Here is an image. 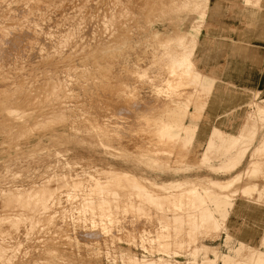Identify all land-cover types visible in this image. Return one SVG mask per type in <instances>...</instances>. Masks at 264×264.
I'll list each match as a JSON object with an SVG mask.
<instances>
[{
    "label": "rangeland",
    "instance_id": "rangeland-1",
    "mask_svg": "<svg viewBox=\"0 0 264 264\" xmlns=\"http://www.w3.org/2000/svg\"><path fill=\"white\" fill-rule=\"evenodd\" d=\"M53 1L0 0V264H264V234L226 233L232 197L264 195V99L214 122L204 89L245 33L216 35L211 0Z\"/></svg>",
    "mask_w": 264,
    "mask_h": 264
},
{
    "label": "crops",
    "instance_id": "crops-1",
    "mask_svg": "<svg viewBox=\"0 0 264 264\" xmlns=\"http://www.w3.org/2000/svg\"><path fill=\"white\" fill-rule=\"evenodd\" d=\"M211 2L215 12L211 26L215 28V34L218 35L219 31L222 36L231 31V35L243 38L245 33L247 40L251 42V46L246 49L215 50L203 57L207 66L206 77L212 79L213 76L215 80L212 84H204V89L210 91L206 100L208 107L206 113L215 122L222 117V108H239L252 92H259V97L264 99V0L260 1V11L256 9L254 1L246 6L243 0H211ZM249 25L255 29L246 30ZM220 42L225 40L221 39ZM233 121L231 116L225 126L227 130L230 126L234 128ZM252 127L250 125L248 128H241L237 134H251ZM260 137H257L258 140ZM262 185L263 183L259 186ZM232 198L233 208L229 214L227 213L230 225L227 226L226 233L235 236L264 234V195H235ZM236 241L238 244L239 241L237 239ZM212 254L213 257L205 255L203 264L215 262V254L213 252Z\"/></svg>",
    "mask_w": 264,
    "mask_h": 264
},
{
    "label": "bare ground",
    "instance_id": "bare-ground-1",
    "mask_svg": "<svg viewBox=\"0 0 264 264\" xmlns=\"http://www.w3.org/2000/svg\"><path fill=\"white\" fill-rule=\"evenodd\" d=\"M38 1H39V0H38ZM51 1H52V0H51ZM54 1H55V0H54ZM54 1H53V2H54ZM66 1H67V0H66ZM70 1H71V0H70ZM84 1H85V0H84ZM138 1H139V0H138ZM23 2H24V1H23ZM32 2H33V0H32ZM47 2H48V1H47ZM68 2H69V1H68ZM43 3H44V2H43ZM50 3H51V2H50ZM116 3H117V2H116ZM21 4H22V2H21ZM38 4L40 5V3H38ZM54 4H55V3H54ZM22 5H23V4H22ZM27 5H28V4H27ZM46 5H47V4H46ZM75 5H76V3H75ZM19 6H20V5H19ZM19 6H18V7H19ZM67 6H68V5H67ZM93 6H94V5H93ZM117 6H118V5H117ZM1 7H2V6H1ZM24 7H25V5H24ZM69 7H70V6H69ZM19 8H21V7H19ZM44 8H45V6H44ZM55 8H56V7H55ZM33 9L35 10V8H33ZM46 9H49V8H46ZM75 9H77V8L75 7ZM22 10H23V9H22ZM27 10H28V9H27ZM31 10H32V9H31ZM34 10H33V11H34ZM71 10H73V9H71ZM24 11H26V10H24ZM29 11H30V10H29ZM29 11H28V12H29ZM44 11H45V10H44ZM44 11H43V12H44ZM68 11H70V10H68ZM83 11H84V10H83ZM88 11H89V10H88ZM106 11H108V10H106ZM28 12H27V14H28ZM31 12H32V11H31ZM35 12H36V11H35ZM41 12H42V10H41ZM49 12H50V10H49ZM56 12H57V11H56ZM56 12H55V13H56ZM76 12H78V11H76ZM81 12H82V11H81ZM108 12H109V11H108ZM118 12H119V11H118ZM11 13H12V11H11ZM15 13H16V12H15ZM32 13H33V12H32ZM65 13H66V12H65ZM65 13H64V14H65ZM95 13H96V12H95ZM102 13H104V12H102ZM12 14H13V13H12ZM34 14H35V13H34ZM40 14H41V13H40ZM64 14H62V15L64 16ZM72 14H73V13H72ZM116 14H117V13H116ZM18 15H19V14H18ZM24 15H25V14H24ZM32 15H33V14H32ZM41 15H42V14H41ZM47 15H48V14H47ZM47 15H45V16H47ZM68 15H69V14H68ZM76 15H77V13H76ZM102 15H103V14H102ZM109 15H110V12H109ZM12 16H14V14H13ZM37 16H38V15H37ZM39 16H40V15H39ZM42 16H43V15H42ZM52 16H53V15H52ZM55 16H57V14H55ZM74 16H75V15H74ZM111 16H112V15H111ZM9 17H10V16H9ZM18 17H19V16H18ZM29 17H30V16H29ZM31 17H32V16H31ZM60 17H61V16H60ZM64 17L67 18V14H66V16H64ZM64 17H63V18H64ZM77 17H78V16H77ZM6 18H7V17H6ZM13 18H14V17H13ZM22 18H24V17H22ZM33 18H34V17H33ZM37 18H38V17H37ZM48 18H49V17H48ZM57 18H58V17H57ZM69 18H70V17H69ZM69 18H67V19H69ZM100 18H101V17H100ZM107 18H108V17H107ZM8 19H9V18H8ZM17 19H18V18H17ZM27 19H28V18H27ZM35 19H36V18H35ZM46 19H47V18H46ZM50 19H51V18H50ZM64 19H65V18H64ZM83 19H84V18H83ZM103 19H104V18H103ZM108 19H109V18H108ZM9 20H10V19H9ZM53 20H54V19H53ZM53 20H52V21H53ZM59 20H60V19H59ZM74 20H75V19H74ZM76 20H77V19H76ZM79 20H80V19H79ZM11 21H12V20H11ZM39 21H40V20H39ZM49 21H50V20H49ZM66 21H67V20L65 19L64 22H66ZM90 21H91V20H90ZM109 21H110V19H109ZM3 22H4V21H3ZM20 22H21V21H20ZM31 22H32V21H31ZM43 22H44V20H43ZM45 22H46V21H45ZM77 22H78V21H77ZM7 23H8V22H7ZM24 23H25V21H24ZM24 23H22V24H24ZM46 23H47V22H46ZM49 23H50V22H49ZM66 23H67V22H66ZM90 23H91V22H90ZM93 23H94V22H93ZM101 23H102V22H101ZM104 23H105V22H104ZM20 24H21V23H20ZM34 24H35V23H34ZM34 24L32 23V25H34ZM40 24H41V23H40ZM44 24H45V23H44ZM51 24H52V23H51ZM68 24H69V21H68ZM70 24H71V23H70ZM12 25H13V24H12ZM28 25H29V24H28ZM42 25H43V24H42ZM63 25H64V24H63ZM90 25H91V24H90ZM1 26H2V25H1ZM5 26H6V25H5ZM15 26H16V24H15ZM20 26H21V25H20ZM39 26H40V25H39ZM101 26H102V25H101ZM103 26H105V25H103ZM251 26H252V25H251ZM7 27H8V25H7ZM30 27H31V26H30ZM36 27H37V26H36ZM49 27H51V25H50ZM58 27H59V26H58ZM58 27H57V28H58ZM66 27H68V26L66 25ZM74 27H75V26H74ZM4 28H5V27H4ZM23 28H24V27H23ZM27 28H28V27H27ZM34 28H35V26H34ZM54 28H55V27H54ZM54 28H53V29H54ZM82 28H83V27H82ZM82 28H81V29H82ZM93 28H94V27H93ZM2 29H3V28H2ZM2 29H1V30H2ZM24 29H25V28H24ZM29 29H30V28H29ZM35 29H36V28H35ZM39 29H40V28H39ZM46 29H48V28H46ZM50 29H51V28H50ZM55 29H56V28H55ZM58 29H59V28H58ZM84 29H85V28H84ZM103 29L105 30V28H103ZM36 30H37V29H36ZM41 30H42V29H41ZM71 30H72V29H71ZM88 30L90 31L91 29H88ZM107 30H109V29H107ZM4 31H5V30H4ZM7 31H8V29H7ZM12 31H13V30H12ZM14 31H15V30H14ZM16 31H17V30H16ZM18 31H19V30H18ZM25 31H26V30H25ZM46 31H47V30H46ZM50 31H51V30H50ZM60 31H61V30H60ZM67 31H68V30H67ZM9 32H10V31H9ZM62 32H63V31H62ZM83 32H84V31H83ZM95 32H96V31H95ZM95 32H94V33H95ZM106 32H107V31H106ZM13 33H14V32H12V34H13ZM28 33H29V32H28ZM79 33H80V32H79ZM92 33H93V32H92ZM94 33H93V34H94ZM19 34H20V32H19ZM30 34H31V33H30ZM42 34H43V33H42ZM53 34H54V32H53ZM16 35H18V34H16ZM27 35H28V34H27ZM34 35H36V34H34ZM40 35H41V34H40ZM62 35H63V34H62ZM77 35H78V34H77ZM97 35H99V34H97ZM5 36H6V35H5ZM8 36H9V35H8ZM14 36H15V35H14ZM90 36H91V35H90ZM17 37H18V36H17ZM40 37H41V36H40ZM42 37H43V36H42ZM49 37H50V36H49ZM51 37H52V36H51ZM62 37H64V36H62ZM85 37H87V36H85ZM98 37H99V36H98ZM109 37H110V36H109ZM0 38H1V37H0ZM5 38H8V39H9V37H7V36H6ZM10 38H11V37H10ZM12 38H13V37H12ZM88 38H89V37H88ZM3 39H4V38H3ZM17 39H18V38H17ZM31 39H32V38H31ZM31 39H30V40H31ZM58 39H59V38H58ZM84 39H85V38H84ZM1 40H2V39H1ZM9 40H10V39H9ZM9 40L5 39L6 42H8ZM22 40H23V39H22ZM45 40H46V39H45ZM59 40H61V39H59ZM70 40H71V39H70ZM81 40H82V38H81ZM95 40H96V39H95ZM97 40H98V39H97ZM2 41H3V40H2ZM16 41H17V40H16ZM34 41H37V40L34 39ZM34 41H33V42H34ZM51 41H52V40H51ZM10 42H11V41H9V44H10ZM22 42H23V41H22ZM25 42H26V41H25ZM45 42H46V41H45ZM56 42H57V41H56ZM60 42H61V41H60ZM0 43H1V42H0ZM13 43H14V41H13ZM27 43H28V42H27ZM31 43H32V42H31ZM36 43H37V42H36ZM53 43H54V42H53ZM14 44H15V43H14ZM23 44H24V42H23ZM23 44H21V46H22ZM44 44H45V43H44ZM30 45H31V44H30ZM63 45H64V44H63ZM66 45H67V44H66ZM9 46H10V45H9ZM11 46L13 47V45H11ZM11 46H10V47H11ZM25 46H26V45H25ZM31 46H32V45H31ZM41 46H42V45H41ZM45 46H46V45H45ZM52 46H53V44H52ZM56 46H57V45H56ZM78 46H79V45H78ZM2 47H3V46H2ZM4 47H5V46H4ZM4 47H3V48H4ZM14 47H16V46H14ZM22 47H23V46H22ZM33 47H34V46H33ZM35 47H36V46H35ZM23 48H24V47H23ZM31 48H32V47H31ZM59 48H60V47H59ZM11 49H12V48H11ZM13 49H14V48H13ZM16 49H17V48H16ZM20 49H21V47L19 48V51H20ZM27 49H29V48H27ZM35 49H36V48H35ZM42 49H43V48H42ZM0 50H2V49H0ZM9 50H10V49H9ZM14 50H15V49H14ZM22 50H24V49H22ZM22 50H21V52H22ZM25 50H26V49H25ZM50 50H51V49H50ZM2 51H3V50H2ZM6 51H7V50H6ZM16 51H17V50H16ZM33 51H34V50H33ZM35 51H36V50H35ZM4 52H5V51H4ZM17 52H18V51H17ZM28 52H29V51H28ZM0 53H1V52H0ZM6 53H7V52H6ZM29 53H30V52H29ZM31 53H32V52H31ZM35 53H36V52H35ZM49 53H50V52H49ZM54 53H55V52H54ZM7 54H8V53H7ZM21 54H22V53H21ZM180 54H181V53H180ZM10 55H11V53H10ZM31 55H33V54H31ZM1 56H2V55H1ZM1 56H0V57H1ZM13 56H14V53H13ZM17 56H18V55H17ZM73 56H74V55H73ZM75 56H76V55H75ZM4 57H5V56H4ZM10 57H11V56H10ZM37 57H38V55H37ZM102 57H103V56H102ZM1 58H2V57H1ZM19 58H20V57H19ZM32 58H33V57H32ZM32 58H31V59H32ZM38 58H39V57H38ZM10 59H11V58H10ZM22 59H24V58H22ZM25 59H26V58H25ZM25 59H24V60H25ZM180 59H182V62H184L185 65H188V64H189V61H188V59H187L186 56H180ZM7 60H9V59L7 58ZM19 60H20V59H19ZM26 60H27V59H26ZM0 61H1V60H0ZM9 62H11V61H9ZM12 62H13V61H12ZM14 62H15V61H14ZM21 62H22V61H21ZM6 65H7V62H6ZM181 65H182V63H181ZM66 66H67V65H66ZM85 66H86V65H85ZM13 67H14V66H13ZM172 67H173V66H172ZM61 68H62V67H61ZM79 68H80V67H79ZM178 68H179V67H178ZM64 69H65V68H64ZM66 70H67V69H66ZM66 70H65V71H66ZM63 71H64V70H63ZM86 71H87V70H86ZM170 72H172V71H170ZM172 73H173V72H172ZM64 75H65V74H64ZM66 76H67V75H66ZM169 77H170V76H169ZM171 77H172V76H171ZM178 78H179V77H178ZM165 83L167 84L166 81H165ZM176 83H177V82H176ZM1 84H2V83H1ZM172 84H173V83H172ZM174 85H175V84H174ZM176 85H177V84H176ZM54 87H55V85H54ZM63 89H64V87H63ZM65 91H66V89H65ZM71 103H72V102H71ZM102 105H103V104H102ZM89 110H90V109H89ZM80 112H81V111H80ZM64 113H65V112H64ZM70 117H71V116H70ZM68 118H69V117H68ZM150 136H151V135H150ZM145 139H146V138H145ZM262 145L264 146V142H263V140H262ZM41 159H42V158H41ZM42 161H43V160H42ZM35 164H36V163H35ZM233 164H234V163H233ZM229 165H230V164H229ZM231 165H232V164H231ZM23 167H24V166H23ZM80 172H81V171H80ZM60 174H61V173H60ZM124 174H125V173H124ZM8 175H9V174H8ZM8 175H7V176H8ZM235 175H236V174H235ZM9 176H10V175H9ZM43 178H44V177H43ZM65 178H66V175H65ZM70 178H71V177H70ZM88 178H89V177H88ZM58 179H59V178H58ZM73 179H74V178H73ZM78 179H80V178H78ZM130 179H131V178H130ZM235 179H236V177H235V178H232V181H230V182L228 181L229 183L225 184L224 187H229L231 184H233V182L235 181ZM132 180H133V179H132ZM67 181H68V180H67ZM69 181H70V180H69ZM74 181H75V180H74ZM80 181H81V180H80ZM124 181H125V180H124ZM207 181H208V180H207ZM37 182H38V181H37ZM39 182H40V181H39ZM76 182H77V180H76ZM93 182H94V181H93ZM99 182H100V181H99ZM101 182H102V181H101ZM213 182H214V181H213ZM47 183H48V182H47ZM51 183H52V182H51ZM61 183H62V182H61ZM67 183H68V182H67ZM129 183H130V182H129ZM41 184H42V183H41ZM53 184H54V183H53ZM63 184H64V183H63ZM65 184H66V183H65ZM80 184H81V183H80ZM92 184H94V183H92ZM135 184H136V183H135ZM218 184H220V183H218ZM35 185H36V184H35ZM75 185H76V184H75ZM81 185H82V184H81ZM85 185H86V184H85ZM96 185H97V184H96ZM107 185H109V183H108ZM132 185H133V184H132ZM139 185H141V184H139ZM139 185H138V186H139ZM10 186H11V185H10ZM27 186H28V185H27ZM36 186H37V185H36ZM40 186H41V185H40ZM97 186H98V185H97ZM105 186H106V185H105ZM118 186H119V185H118ZM138 186H137V187H138ZM34 187H35V186H34ZM43 187H44V186H43ZM48 187H49V186H48ZM48 187H47V188H48ZM50 187H51V186H50ZM52 187H54V185H53ZM63 187H64V186H63ZM63 187H62V188H63ZM93 187H94V185H93ZM95 187H96V186H95ZM100 187H101V186H100ZM103 187H104V186H103ZM4 188H5V187H4ZM6 188H7V187H6ZM47 188H45V189H47ZM67 188H68V187H67ZM96 188H97V187H96ZM98 188H99V187H98ZM142 188H143V186H142ZM249 188H251V187H250V186H249V187H245V186H244V187L242 188V190H243V191H247V190H249ZM2 189H3V188H2ZM19 189H20V188H19ZM57 189H58V188H57ZM92 189H93V188H92ZM92 189H91V191H92ZM111 189H112V188H111ZM9 190H10V189H9ZM13 190H14V189H13ZM13 190H12V191H13ZM22 190H23V189H22ZM49 190H50V189H49ZM61 190H62V189H61ZM71 190H72V189H71ZM89 190H90V189H89ZM93 190H94V189H93ZM96 190H97V189H96ZM96 190H95V191H96ZM142 190H144V189H142ZM63 191H64V190H63ZM67 191L69 192V190H67ZM101 191H103V190H101ZM109 191H110V190H109ZM140 191H141V189H140ZM145 191H147V190L145 189ZM6 192H8V191H6ZM13 192H14V191H13ZM13 192H11V193L14 195ZM16 192H17V189H16ZM16 192H15V195H16ZM24 192H26V191H24ZM28 192H29V191H28ZM41 192H42V191H41ZM46 192L51 193L50 191H46ZM106 192H107V190H106ZM113 192H114V191H113ZM148 192H149V191H148ZM210 192H212V190H211ZM19 193H20V192H19ZM22 193H23V192H22ZM22 193H21V194H22ZM43 193H44V192H43ZM43 193H42V194H43ZM64 193H65V192H64ZM120 193H121V192H120ZM212 193H213V192H212ZM5 194H6V193H5ZM8 194H9V193H8ZM17 194H18V192H17ZM21 194H20V195H21ZM45 194H46V193H45ZM53 194H54V193H53ZM53 194H52V195H53ZM90 194H92V193H90ZM97 194H98V193H97ZM116 194H117V193H116ZM128 194H129V193H128ZM137 194H138V193H137ZM140 194H141V193H140ZM179 194H180V193H179ZM179 194H178V195H179ZM6 195H7V194H6ZM39 195H40V194H39ZM62 195H63V194H62ZM98 195H100V194H98ZM112 195H113V194H112ZM155 195H156V194H155ZM197 195H198V194H197ZM199 195H200V194H199ZM9 196H10V194H9ZM9 196H8V197H9ZM34 196H35V195H34ZM41 196H42V195H41ZM46 196H47V195H46ZM89 196H90V195H89ZM89 196H88V197H89ZM96 196H97V195H96ZM109 196H110V195H109ZM143 196H144V195H143ZM149 196H151V195H149ZM24 197H25V195H24ZM63 197H64V196H63ZM103 197H104V196H103ZM105 197H106V196H105ZM122 197H124V196H122ZM153 197H154V196H153ZM1 198H2V197H1ZM9 198H10V200H11V197H9ZM40 198H41V197H39V199H40ZM42 198H43V197H42ZM44 198H45V197H44ZM100 198H101V197H100ZM109 198H110V197H109ZM116 198H117V197H116ZM180 198H181V197H180ZM183 198H184V197H183ZM12 199H13V198H12ZM16 199H17V198H16ZM85 199H86V198H85ZM106 199H107V198H106ZM154 199H155V197H154ZM161 199H162V198H161ZM161 199H160V200H161ZM252 199H253V198H252ZM10 200H8V201L10 202ZM31 200H32V199H31ZM33 200H34V199H33ZM37 200H38V198H37ZM37 200H36V201H37ZM110 200H111V199H110ZM11 201H12V200H11ZM36 201H34V202H36ZM49 201H50V200H49ZM81 201H82V200H81ZM81 201H80V202H81ZM84 201H86V200H84ZM106 201H107V200H106ZM115 201H116V200H115ZM162 201H163V200H162ZM5 202H6V201H5ZM9 202H8V203H9ZM20 202H22V201L20 200ZM30 202H31V201H30ZM37 202H39V201H37ZM41 202H42V201H41ZM98 202H99V201H98ZM152 202L154 203V201H152ZM163 202H166V201H163ZM22 203H23V202H22ZM26 203H27V202H26ZM90 203H91V202H90ZM113 203H114V202H113ZM122 203H123V201H122ZM65 204H66V203H65ZM85 204H86V203H85ZM91 204H92V203H91ZM97 204L99 205L100 203H97ZM119 204H120V203H119ZM142 204H143V203H142ZM155 204H156V203H155ZM166 204H167V203H166ZM10 205H11V204H10ZM13 205H14V204H13ZM73 205H74V204H73ZM88 205L90 206V204H88ZM101 205H102V204H101ZM113 205H114V204H113ZM159 205H160V204H159ZM14 206H16V205H14ZM21 206H22V205H21ZM39 206H40V205H39ZM75 206H76V205H75ZM96 206H97V205H96ZM117 206H118V205H117ZM129 206H130V205H129ZM28 207H29V206H28ZM54 207H55V206H54ZM108 207H109V206H108ZM31 208H33V207H31ZM63 208L65 209L64 206L62 207V209H63ZM70 208H71V207H70ZM95 208H96V207H95ZM19 209H20V208H19ZM48 209H49V208H48ZM37 210H38V209H37ZM49 210H50V209H49ZM66 210H67V209H66ZM71 210H73V209H71ZM18 211H19V210H18ZM31 211H32V210H31ZM117 211H118V210H117ZM51 213H52V212H51ZM62 213H63V212H62ZM116 213H117V212H116ZM22 214H23V213H22ZM22 214H21V215H22ZM36 214H37V213H36ZM36 214H35V215H36ZM95 214H96V213H95ZM110 214H111V213H110ZM23 215H24V214H23ZM54 215H55V214H54ZM77 215H78V214H77ZM96 215H97V214H96ZM86 216H87V215H86ZM109 216H110V215H109ZM109 216H108V217H109ZM167 216H168V215H167ZM78 217H79V216H78ZM10 218H11V217H10ZM29 218H30V217H29ZM60 218H61V217H60ZM22 219H23V218H22ZM22 219H21V220H22ZM45 219H46V218H45ZM8 220H9V219H8ZM13 220H14V219H13ZM40 220H41V219H40ZM110 220H111V219H110ZM196 220H197V219H196ZM16 221H17V220H16ZM104 222H106V221H104ZM10 223H11V222H10ZM20 223H21V222H20ZM213 223H214V222H213ZM194 224H195V223H194ZM196 224H197V223H196ZM3 225H4V224H3ZM7 225H8V224H7ZM23 225H24V224H23ZM95 225H96V224H95ZM111 225H112V224H111ZM183 225H184V224H183ZM4 226H5V225H4ZM93 226H94V225H93ZM11 227H12V226H11ZM180 227H181V225H180ZM2 228H3V226H2ZM5 228H6V227H5ZM17 228H18V227H17ZM19 228H20V227H19ZM40 228H41V227H40ZM54 228H55V227H54ZM197 228H198V227H197ZM20 229H21V228H20ZM49 229H50V228H49ZM1 230H2V229H1ZM6 230H7V229H6ZM33 230H34V229H33ZM191 230H192V229H191ZM2 231H3V230H2ZM111 231H112V230H111ZM4 232H5V231H4ZM27 232H28V231H27ZM76 232H77V231H76ZM10 233H11V232H10ZM30 233H31V232H30ZM43 233H44V232H43ZM68 233H69V232H68ZM74 233H75V232H74ZM76 234H77V233H76ZM8 235H9V234H8ZM16 235H17V234H16ZM19 235H20V234H19ZM177 235H178V234H177ZM84 236H85V235H84ZM29 237H30V236H29ZM175 237H176V236H175ZM3 238H4V237H3ZM14 238H15V237H14ZM21 238H22V237H21ZM4 239H5V238H4ZM85 239H87V238H85ZM159 239H160V238H159ZM161 239H162V238H161ZM1 240H2V239H1ZM6 240H7V239H6ZM54 240H55V239H54ZM157 240H158V239H157ZM176 240H177V239H176ZM181 241H182V240H181ZM29 242H30V241H29ZM163 242H164V241H163ZM173 242H174V241H173ZM179 242H180V241H179ZM188 243H189V242H188ZM34 244H35V242H34ZM42 244H43V243H42ZM161 244H162V242H161ZM165 244H166V243H165ZM13 247H14V246H13ZM29 247H30V246H29ZM63 247H64V246H63ZM30 248H31V247H30ZM35 248H36V247H35ZM6 249H7V248H6ZM25 249H26V248H25ZM66 249H67V248H66ZM2 250H3V249H1V251H2ZM29 250H30V249H29ZM55 250H56V249H55ZM67 250H68V249H67ZM70 250H71V249H70ZM10 251H11V250H10ZM17 251H18V250H17ZM19 251H20V250H19ZM25 251H26V250H25ZM52 251H53V250H52ZM56 252H57V251H56ZM8 253H9V252H8ZM105 253H106V252H105ZM261 253H262V252H261ZM13 256H14V255H13ZM23 256H24V255H23ZM258 256H260V255L257 254V257H258ZM3 257H4V256H3ZM9 257H10V256H9ZM14 257H15V256H14ZM16 257H17V256H16ZM262 257H263V255H262ZM26 259H27V258H26ZM9 260H10V259H9ZM11 260H12V259H11ZM37 260H38V259H37ZM1 261H3V260H1ZM13 261H14V260H13ZM39 261H40V260H39ZM21 262H22V261H21ZM21 262H20V263H21ZM165 262H167V261H165ZM35 263H36V262H35ZM135 263H136V262H135ZM179 263H180V262H179ZM131 264H132V263H131ZM189 264H190V263H189ZM258 264H263V263H261V261H259Z\"/></svg>",
    "mask_w": 264,
    "mask_h": 264
}]
</instances>
